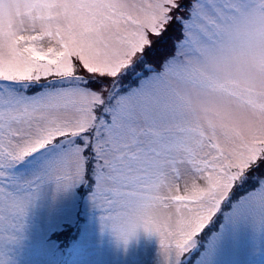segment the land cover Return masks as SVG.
Masks as SVG:
<instances>
[{
  "label": "snow or ice",
  "instance_id": "snow-or-ice-1",
  "mask_svg": "<svg viewBox=\"0 0 264 264\" xmlns=\"http://www.w3.org/2000/svg\"><path fill=\"white\" fill-rule=\"evenodd\" d=\"M46 186L163 264L264 228V0H0V246Z\"/></svg>",
  "mask_w": 264,
  "mask_h": 264
},
{
  "label": "rangeland",
  "instance_id": "rangeland-1",
  "mask_svg": "<svg viewBox=\"0 0 264 264\" xmlns=\"http://www.w3.org/2000/svg\"><path fill=\"white\" fill-rule=\"evenodd\" d=\"M83 217L81 238L66 264H163L159 239L138 229L127 241L102 226L99 213L83 200L73 207L70 197L56 194L51 186L27 209L14 241L0 246V264H58L59 251L48 235ZM217 264H264V228L241 223L221 228Z\"/></svg>",
  "mask_w": 264,
  "mask_h": 264
}]
</instances>
